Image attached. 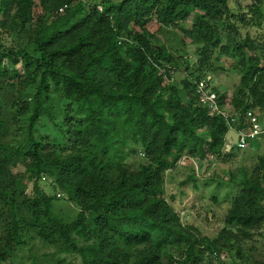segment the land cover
<instances>
[{
    "label": "trees",
    "instance_id": "16d2710c",
    "mask_svg": "<svg viewBox=\"0 0 264 264\" xmlns=\"http://www.w3.org/2000/svg\"><path fill=\"white\" fill-rule=\"evenodd\" d=\"M261 5L0 0V264L35 240L53 250L55 264H72L69 256L79 264H201L223 249L234 264H264V153L214 238L184 224L165 190L166 172L183 158L234 156L225 152L226 120L198 103L196 84L214 60L232 57L240 76L229 96L213 89L221 105L240 117L264 109ZM153 19V32L174 28L198 46L179 86L173 73L187 64L153 42ZM21 29L25 42L5 47L2 32ZM128 145L141 154L136 168L122 160ZM42 179L77 207L73 220L56 213ZM254 236L263 242L260 261L242 252Z\"/></svg>",
    "mask_w": 264,
    "mask_h": 264
},
{
    "label": "rangeland",
    "instance_id": "374dc122",
    "mask_svg": "<svg viewBox=\"0 0 264 264\" xmlns=\"http://www.w3.org/2000/svg\"><path fill=\"white\" fill-rule=\"evenodd\" d=\"M230 1L238 5H250L254 0ZM261 6L264 13V0H262ZM192 18L193 13L190 14L187 22H190ZM154 27L155 20L153 19L147 24V29L153 32ZM24 30L26 29L20 30L21 36H14L7 31L2 32L4 46L15 49L19 44L24 43ZM248 32L253 34L255 30H248ZM256 32L264 35V25L261 30H256ZM153 33V42L157 45H164L169 52L179 56L180 65L183 62L187 64L186 70L181 68L173 73V81L179 86L197 63L198 46L191 44L180 30L174 28L170 30L162 28ZM232 63L233 59L229 56L219 57L213 62V70L209 73L212 79L209 86L219 94L227 93L229 96L231 91L238 86L240 76L237 71L231 68ZM8 65L10 66L9 63ZM252 111L260 122L264 123V109L255 108ZM260 143L262 144L260 146L249 145L244 152L236 151L237 148L234 146V156L224 162L216 157L183 158L170 171L166 172V197L184 224L193 225L200 236L210 238L216 236L222 228L223 218L230 201L239 192L241 183L251 175L259 157L264 153V139ZM134 149V145H128L121 150L124 155L122 160L131 168H136L141 157L139 152L133 153ZM225 152L228 151L225 150ZM191 175L192 178H190ZM39 187L48 195L55 197L53 203L59 216L68 222L74 219L78 212L77 207L50 180L42 179L39 182ZM171 194L174 195V198L170 197ZM214 196L218 200L217 203L212 202ZM259 238L254 236L252 240L245 242L242 249V252L252 260H263L261 251L259 252V249L263 247V242ZM250 246L254 247L253 250L248 249ZM52 253V249L42 246L38 240L29 241L27 246L17 250L10 264H55L56 256H53ZM208 255L201 264H234L232 254L226 249L217 253L215 257H213L214 254ZM28 256L34 257L35 261L33 262V259ZM68 259L72 264L80 262L78 257L69 256Z\"/></svg>",
    "mask_w": 264,
    "mask_h": 264
},
{
    "label": "built area",
    "instance_id": "2783aa9c",
    "mask_svg": "<svg viewBox=\"0 0 264 264\" xmlns=\"http://www.w3.org/2000/svg\"><path fill=\"white\" fill-rule=\"evenodd\" d=\"M210 78L208 76L196 84L198 103L206 108L210 115H220L226 120L229 129L237 134L235 147L241 151L254 144L253 141L264 139V123L260 122L252 110H247L240 117L228 105H221L217 93L209 86Z\"/></svg>",
    "mask_w": 264,
    "mask_h": 264
},
{
    "label": "water",
    "instance_id": "95a60500",
    "mask_svg": "<svg viewBox=\"0 0 264 264\" xmlns=\"http://www.w3.org/2000/svg\"><path fill=\"white\" fill-rule=\"evenodd\" d=\"M237 134L234 130L230 129L226 134V141L228 144L226 145V150H231L236 144Z\"/></svg>",
    "mask_w": 264,
    "mask_h": 264
},
{
    "label": "clouds",
    "instance_id": "9594fccd",
    "mask_svg": "<svg viewBox=\"0 0 264 264\" xmlns=\"http://www.w3.org/2000/svg\"><path fill=\"white\" fill-rule=\"evenodd\" d=\"M229 130H230V129H229ZM229 130H228V131H229ZM234 146H235V145H234Z\"/></svg>",
    "mask_w": 264,
    "mask_h": 264
}]
</instances>
